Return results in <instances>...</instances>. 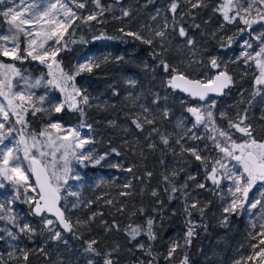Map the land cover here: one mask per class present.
Masks as SVG:
<instances>
[{
    "label": "snow or ice",
    "instance_id": "6c2138e0",
    "mask_svg": "<svg viewBox=\"0 0 264 264\" xmlns=\"http://www.w3.org/2000/svg\"><path fill=\"white\" fill-rule=\"evenodd\" d=\"M115 3L122 5L123 0H115ZM148 3L154 4L155 0H146L145 6ZM185 3L189 6L188 11L178 12L181 0H168L166 12L171 14V18L164 15L162 24L146 26L147 34L119 29L124 37H132L148 47L152 63L139 61L136 66L150 74L153 81H162L165 89L163 94L151 88L147 93L127 92L124 99L136 110L125 115L130 117V123L136 130L145 134V140L149 141L146 145L148 149H158V144L153 139L155 137L164 146L165 153L171 152L181 157L187 154L199 162L204 172L203 178L197 181L192 191H189L188 181L196 180L195 175L189 173L184 182H179L180 172L185 171L184 168L178 170L173 167L170 172L166 169L161 174L168 202L182 200L186 229L183 243L174 240L165 259L170 260L177 249L190 246L197 228L202 226L191 217L199 213L203 220L207 204L192 193L195 189H204L218 194L224 202L221 204L224 214L220 220L221 226L226 227L232 215L247 214L251 221L250 227L254 230L258 228V231L250 233L253 240L258 239V243L250 245L253 254L235 264L257 260L259 264H264V140L258 141L252 124L247 123L249 109L254 103H258L264 112V0H185ZM0 5L5 6L4 10H0V23L7 25L6 30L0 32V57L6 58L0 59V190H4L0 191V241L9 244V256L22 264H28L29 256L34 250L20 246L22 238L31 241L38 233L48 234L46 241L67 245L68 240L64 238V234L70 233L74 239L81 241L78 255L84 257L86 264H116L114 253L119 251V245L101 252L96 247L99 243L97 239L84 238V234L79 231L80 228H87L97 214L93 213L86 220L78 218L73 222L71 215H66V212L71 213L82 205L87 207L94 203H85L80 198V192L73 190L74 186L70 181L79 182L84 179L73 161L81 167H88L89 164L103 167L101 162L109 155H121L116 148L95 155L94 147H86L97 143L91 135L81 131H93L92 124L86 120L87 111L93 107H102L105 102L93 97L87 88L78 86L77 77L85 72L91 74L107 63L121 64L128 61L123 55L97 57L95 53H91L71 68H66L61 57L63 51L70 50L69 44L75 43L72 39L75 34L73 25L78 20L82 24L92 21L104 23L100 18L112 12L114 6L105 5L101 0H40L38 3L0 0ZM210 5L211 11L221 17L220 30L229 25L235 26L232 35L220 37L215 32L212 34L213 39L219 41V48L227 52L235 44L240 51L231 62L238 63L242 60L245 66H252L256 70L251 99L239 101L246 106L243 109L237 107L231 117L223 110L217 113V101L209 99L210 95H224V90L233 84V77L226 70L217 71L212 76L205 74L204 79H193L165 58L172 41L179 38L178 50L187 49L188 66L203 63L197 57L196 40L180 21L184 16L195 20L194 10L208 8ZM119 10L121 15L114 16V19L131 15L128 9L121 7ZM161 11L162 9H156L151 19L156 21ZM193 27L198 29L200 25L194 24ZM66 35L68 39H65ZM108 39L118 38L108 37L103 32L93 37L94 41ZM80 42L87 43L83 39ZM21 44L24 45L23 48ZM29 59L38 62L46 71L33 77L27 69L22 70L16 63L6 62L10 60L24 63ZM222 65L226 69L227 65L219 57L209 56L207 66L210 69H222ZM122 79L128 87H137L138 81L127 78V73ZM109 88L112 96L121 95L113 84H109ZM168 90L172 93L179 91L196 101L191 104L184 99L180 100L187 116L170 115L172 110L166 104L170 94ZM146 96L151 97L149 103H140ZM65 113L76 114L79 124L66 125L58 118ZM29 115L43 121L39 131L30 128ZM218 118L226 120V126L218 124ZM261 118L264 119V115ZM173 119V132L162 131V123L172 122ZM115 123L113 120L108 121L113 127ZM201 129L203 134L199 131ZM124 131L128 129L124 128ZM201 140L208 141L217 155H202V152L208 150V144L188 145V141ZM173 143L179 146L178 152ZM159 163L164 164V159L161 158ZM184 163L190 165L191 162L184 160ZM112 167L118 168L120 165ZM124 170L133 172L132 167ZM144 175L151 178L153 173L146 171ZM122 187L131 188V180ZM254 188L259 193V198L255 193L250 198L249 193ZM120 195L130 196L131 193L121 192ZM151 195L156 197L158 192L154 189ZM17 202L28 206L26 213L17 210ZM106 203L111 205L113 201L108 200ZM156 203L163 205L164 202L157 200ZM253 209H257L259 214L254 216ZM118 211L123 212L124 206L121 205ZM152 211L156 215L146 216L143 223L130 222L124 229L129 242L136 241L134 247L150 257L147 261L137 260L136 264H155L152 244H145L138 239L141 236L147 237L148 241L157 239L156 229L163 222L164 216L155 208ZM138 212L141 216L145 215L143 208L138 209ZM136 214L132 212L130 215ZM172 215H176L174 210ZM27 217L38 218L35 226ZM101 223L105 225L106 232L120 231V226L115 222L111 225L106 221ZM203 227L206 229V225ZM39 251L45 258L48 257L43 247ZM0 264H4L2 257ZM180 264H189L187 253Z\"/></svg>",
    "mask_w": 264,
    "mask_h": 264
},
{
    "label": "trees",
    "instance_id": "16d2710c",
    "mask_svg": "<svg viewBox=\"0 0 264 264\" xmlns=\"http://www.w3.org/2000/svg\"><path fill=\"white\" fill-rule=\"evenodd\" d=\"M111 1V0H110ZM114 1V0H112ZM124 8L131 12V15L127 18L114 19L108 23H96L95 21L89 24H82L79 20L73 25L75 28V34L72 39L75 43L69 44L68 51H63L61 57H63L64 66L71 68L78 61L82 60L84 56L95 53L98 57L107 54L115 57L116 55L125 56L127 63L121 62V64L107 63L101 66L99 69H95L93 73H82L77 77V84L82 88H87L89 93L93 97H98L101 101L105 102L102 107H93L88 109L86 120L90 121L93 129L96 131L103 144V151L106 152L110 148H116L121 155L116 156L114 154L109 157L114 158L115 162L120 163L118 168H107L105 172H108L109 177L117 175L116 182H121L120 178L125 175L132 183L131 188H126V192H130V196H121L119 199H113V204H105L100 206L101 215L94 219L87 228L79 229L84 234V238H95L99 241L96 247L104 252L106 250L113 249L116 245H119V251L114 253L115 259L122 261L128 256L132 264H136L137 260L147 261L150 257H146L144 253L137 250L134 245L136 241L131 243L127 239L124 233L125 226L127 224L143 223L146 216L156 215L152 210L155 208L162 212L164 220L157 227L158 233L155 241H148L147 237H139V241L145 244H152V251L155 255V264H180L187 253L189 264H230L235 258H237L238 250H240L242 243L246 239V225L242 215H232L229 223L226 227L221 226L220 220L223 217L221 211L218 195L213 194L212 191H206L204 189H195L192 195L199 199L202 203L207 204L204 211V218L201 220L200 214L195 213L191 219L202 225L196 230V236L192 239L190 246L177 249V252L173 254L170 260H166L165 257L168 254L170 244L174 240H179L183 243V236L185 232V216L183 214V203L181 199H175L171 203L168 202L167 194L164 192V183L162 181V173L171 171L173 167L184 168L185 171L180 172L179 182H184L189 173L196 176V180L188 181L189 191H192L198 180L203 178L204 172L199 162L195 161L191 156L184 154L183 157L179 155H173L171 152H164V146L159 144L157 138L153 137L158 144L157 150H150L147 148L149 141L145 140L143 133H140L130 123V117L125 113L129 111H135L130 107V102L125 101L124 97L127 92L133 91L134 93L144 92L151 88L153 90L162 91L165 90L162 86V81L159 79L153 81L150 74H146L136 66L139 61H146L152 63L149 56V49L147 46L141 44L139 41L134 40L132 37H124L119 31L120 28H124L125 31L140 30L141 26H146L151 21V16L155 14L156 9H162L161 12H165L166 15L171 18V14L166 12L168 0H155V3H148L146 0H123ZM133 2L130 4V2ZM103 4L109 3L108 0H101ZM189 6L185 3V0H181V7L179 11L187 12ZM195 20L188 16H184L180 23H183L185 28L191 37L196 40V52L197 57L203 61L208 62L209 56H217L224 59L230 52H237V47L234 44L227 52L222 51L219 48V41L213 39L212 34L215 32L218 36L224 37L229 35L234 26H226L224 30L219 29L221 23V17L211 11V5L208 8L195 9ZM194 24H199L200 28L193 27ZM72 32V28L69 29ZM103 32L108 37H115L118 39L108 40H93V37L98 36ZM65 39H68L66 35ZM81 39L87 43H81ZM179 38L173 40L169 51L165 54V58L170 62L176 64L181 70L185 71L190 77L192 71L186 68L181 63L188 62L187 49L183 51L178 50ZM0 59H4L0 57ZM181 62V63H178ZM198 65V64H197ZM19 68L27 69L33 77L41 74L43 70L33 69L32 63L26 61L24 63L17 62ZM229 69L233 67L228 65ZM127 73V78H132L138 81L136 88H130L123 83L122 77ZM158 75H163L158 73ZM201 76V72L196 71L194 77L197 79ZM193 78V79H194ZM251 77L245 76L242 78L243 84H233L224 96L223 104L226 102H232L234 99V89H240L241 86H247L251 83ZM109 84H113L121 93L119 97L111 95V89ZM170 93L166 102L167 106L171 108V116L175 117L176 109L171 104V98L184 99L188 103H193L187 98H183L177 93ZM151 97L146 96L142 99L141 103H149ZM162 103H165L162 101ZM30 128L37 131L36 120L29 115ZM62 119L64 123H79V117L74 113H65L58 117ZM109 120L115 121V126L108 124ZM220 124L226 126V120H219ZM127 128L128 131H124ZM172 122L164 121L162 123V131L173 132ZM175 136H173V141ZM127 141V143H126ZM173 147L179 151V146L173 143ZM161 158L165 163L160 164ZM184 160L190 161L189 164H185ZM132 167L133 172H127L125 174V168ZM94 171L97 169L90 168ZM98 171V170H97ZM146 171H152L153 176L148 178L145 176ZM107 174V175H108ZM136 177H143V179H136ZM106 189L115 188L113 186L105 185ZM158 192L156 197L151 195L153 190ZM192 197H189L191 200ZM157 200L163 201V205L156 203ZM25 210H28L26 204H22ZM124 206V211L120 212L118 209L120 206ZM143 208L145 215L141 216L138 209ZM173 210L176 215H172ZM132 212H136V216H131ZM38 218L30 217L33 224L36 223ZM101 221H106L108 225L113 222L120 226V231H105V225L100 226ZM203 225H206L203 227ZM90 229V231H89ZM67 240H72L73 244H76L77 249H81V241L76 240L71 234L64 235ZM38 236L32 238L27 243V248L34 250L29 256L28 264H61L64 261L61 257H58L55 252L50 249L51 242L47 246L43 247L44 251L48 253V257L45 258L40 253L39 248L32 247L34 242H38ZM98 259V258H97ZM117 264V263H116Z\"/></svg>",
    "mask_w": 264,
    "mask_h": 264
},
{
    "label": "rangeland",
    "instance_id": "374dc122",
    "mask_svg": "<svg viewBox=\"0 0 264 264\" xmlns=\"http://www.w3.org/2000/svg\"><path fill=\"white\" fill-rule=\"evenodd\" d=\"M108 1H109V3L107 2L105 5L112 4L114 7H113L112 12L106 13L104 17L100 18V19L104 20V23H108V22L114 20V18H113L114 16H120L121 13H120L119 9L121 7L124 8V6H123L124 1H123L122 5H117L115 3V0L114 1L108 0ZM17 2H18V0H17ZM27 2L38 3V2H40V0H27ZM131 3H133V2L131 1L130 4ZM91 7H94V6H91ZM4 8H5L4 5H0V10H4ZM82 11H86V10H82ZM164 15H166V13L164 11L161 12L160 16L157 18L156 21H153L151 19L150 23L147 24L146 26L162 24ZM146 26H141L140 30H133V31H141L142 34H147V27ZM234 27H233V29H234ZM6 28H7V25L0 23V32H4L6 30ZM233 29L230 31L229 35L233 34ZM23 46L24 45L21 44L22 48H23ZM239 51H240V49L237 47L236 53H234L232 51L224 59L220 58V60L223 61V64L227 65L226 69H223V65H222V69H216V70L210 69L207 66L208 62L203 61V60H202V62H203L202 64H199V65L192 64L190 67L188 66V62H184V61H183V63L178 62V63H181L180 65H183L186 68L193 70L192 76L195 75L196 71L201 72V76L198 77L197 79H204L205 74H207L208 76H212L217 71H220V70H226L233 77V84L235 83V84L241 85V84H243V82H242L243 77H245V76L251 77V79H250L251 83H249L247 86L245 85V86H241L240 89H234V98H236V99H234L232 102H226V104H223L222 102H223L224 98L218 99V100L215 99L217 101L215 111L217 113L219 111H222V110L226 111L230 117L234 116L235 110L237 107L240 109H243L246 106L245 104L239 103V101H241L242 99L245 101H247L248 99H251V93L253 91V76H254V73L256 71L254 69V67H252V66H245L244 62L242 60L239 61L238 63L231 62L232 59L236 56V54L239 53ZM107 54L104 53V55H107ZM97 57H98V55H97ZM4 59H6V58H4ZM29 61H30V59H29ZM6 62L17 64V62L10 61V60H6ZM30 62L32 63L33 69H39V70L41 69L43 71H46V69L42 65H39L38 62H35V61H30ZM228 65H231L233 68L229 69ZM192 76H191V78H194ZM130 79H132V78H130ZM129 92H133V91H129ZM161 93L162 94L165 93V90H162ZM180 100L181 99H179V98H177V99L171 98V100H170L171 104L176 109L175 117H179L181 115H183V116L188 115L186 112H183V106L181 105ZM258 100H259V98L257 97V101ZM195 103L196 102H193L192 104H195ZM262 115H264V112L261 111L259 104L254 103L252 105V107L249 109L247 123L252 124L253 129H254V136L258 141L264 140V119L261 118ZM34 118H35L36 123H37V125H36L37 131H39L43 121L38 119L37 117H34ZM219 120L220 119L218 118L217 119L218 124H220ZM87 122L91 124L90 121L87 120ZM188 122H190V121H186V123H188ZM65 124L66 125H77L79 123H76V124L75 123H65ZM174 124H175V120L173 119L172 120V128H174ZM221 126H223V125H221ZM81 131L83 134L91 135L97 141V143L95 145H89L86 147H94L95 148V155L103 154L104 151L102 149L105 146L103 147L102 140L100 139V137L98 136L96 131L94 129L91 133H89L87 129H81ZM199 131L201 132V134H203L202 129ZM236 135L239 136L238 133ZM192 144H196V145H200V146L208 144V150L202 152V155H213V156L217 155L215 150H213L211 148V145L206 140L188 141V145H192ZM101 163L103 164V167L101 165L92 166L91 164H89L88 167H81L80 165L76 164L75 161H73V165L75 166L76 170L79 171L82 175H84V179L79 181V182L70 181V184H72L74 186L73 190L80 192V198L85 203L87 201H94V203H92L91 206L86 207V206L82 205L80 208L72 211L71 213L66 212V215H71L73 222H75L78 218L80 220H86L90 216H92L93 213L97 214L95 216V218L97 219L101 215L100 206L107 204L106 201H108V200L118 199L120 201L118 196L120 195L121 192H126V188L122 187V185L125 184L129 180V178H126L127 177L126 175L123 178H120L121 182H116V178H117L116 176L117 175L109 177L108 172H105V170L107 168H111L112 165H117V164L120 165V163L115 162V159L111 158V157H108L105 161H102ZM232 163H235V162H232ZM90 168L97 169L98 171L97 170L92 171V170H90ZM113 168H117V167H113ZM126 173H127V171L125 172V174ZM225 183H228V182L226 181ZM106 184L109 186L116 187V189L111 188V189L107 190L105 188ZM257 187H259V185H257ZM0 191H4V190H0ZM253 193H255L256 197L259 198V193L256 192V188H254L253 191L249 193L250 198L253 196ZM225 195H226V191H225ZM70 199H74V198H70ZM218 201H219V205H220V208L222 211L221 204L224 202L221 200L219 195H218ZM15 207L17 208V210H23V212H25V213L27 212L25 210V208L23 207L22 203L17 202ZM252 211H253L254 216L259 214L257 209H253ZM242 217H243V220L245 221L247 236H246V239L244 240V242L242 243L240 250H238L237 258H235L230 264H235L236 261H242L243 258L252 255L253 249L250 247V245L258 243V239L253 240L250 236V233L254 232V231H258V228L254 230L250 227L251 221H250V218L247 214L242 215ZM27 219L30 220V217H27ZM102 225H104V224H102L100 222L99 227H101ZM34 226H35V224H34ZM46 235H48V234H46ZM46 235H40L38 233L37 236H38L39 241L34 242L32 244V247H35V248L45 247L48 245L49 242H51L50 249L53 252H55L58 257H61L63 259L64 264H86L84 257L82 255H78V253H80L81 249H77L76 244H73L72 240L71 241L68 240V244L65 245L61 242L46 241ZM28 242H29L28 239L22 238L19 243H20V246L27 248ZM262 247H264V245H262ZM10 251H11V249H10L9 244L6 241H0V257L3 258L4 264H22V262H19L16 259H14L13 257L9 256ZM17 255H18V253H17ZM115 262L117 264H132V262L128 256L126 257L125 260H122L120 262L118 259L117 260L115 259ZM246 264H259V260L247 261Z\"/></svg>",
    "mask_w": 264,
    "mask_h": 264
},
{
    "label": "water",
    "instance_id": "95a60500",
    "mask_svg": "<svg viewBox=\"0 0 264 264\" xmlns=\"http://www.w3.org/2000/svg\"><path fill=\"white\" fill-rule=\"evenodd\" d=\"M231 86H232V85H231ZM231 86H230L229 88H227V89L224 90L225 94H226L227 91L231 88ZM175 93H177L178 95L182 96L183 98H187V99H189V100L192 101V102H196V101L191 100L190 98H188L184 93H181V92H179V91H177V92H175ZM225 94L222 95V96L210 95V96H209V99H217V100H218V99H222V98H224ZM69 234H70V233H65V235H69Z\"/></svg>",
    "mask_w": 264,
    "mask_h": 264
},
{
    "label": "flooded vegetation",
    "instance_id": "af4514ba",
    "mask_svg": "<svg viewBox=\"0 0 264 264\" xmlns=\"http://www.w3.org/2000/svg\"><path fill=\"white\" fill-rule=\"evenodd\" d=\"M233 85V84H232Z\"/></svg>",
    "mask_w": 264,
    "mask_h": 264
}]
</instances>
